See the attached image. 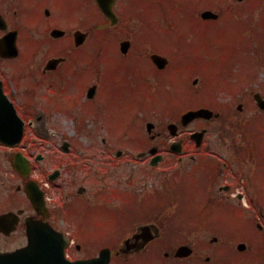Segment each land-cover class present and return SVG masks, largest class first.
<instances>
[{
    "label": "rangeland",
    "instance_id": "obj_1",
    "mask_svg": "<svg viewBox=\"0 0 264 264\" xmlns=\"http://www.w3.org/2000/svg\"><path fill=\"white\" fill-rule=\"evenodd\" d=\"M255 3L256 0H177L175 8V2L166 5L158 0H131L128 23L112 27L101 16L100 20L105 23L101 34L103 30L108 38L102 39V35L95 30L86 42L88 50L66 65L63 76L54 81L50 94L54 115L47 116L46 126L50 134L41 141L54 142L55 151H59V144L65 140L82 143L86 157L95 167H98L97 155L92 160L91 156L100 151L93 149L94 145L88 141L100 142L105 137L116 143V147L126 148L130 152L129 158L116 166L115 173L117 178L124 176V180L129 176V189L138 194V207L144 201L148 188H152L150 194H154L173 184L176 175L179 179H188L185 186V180L179 186L188 194L177 191L179 194L185 193L182 197L187 208H181L177 195V202L167 205L162 213L150 214V217L134 223L133 230L130 229L134 232L139 225L151 222L158 227L161 237L173 238L171 244L174 247L182 243L191 245L194 254L177 261V264H261L252 257L235 254L240 242L247 243L248 250L252 248L254 252L263 248L257 234V224L263 225L264 231V164L260 166L258 159L259 155L264 158V110L258 107L254 93L264 95V0ZM86 4L83 11L92 17L98 15L94 3ZM205 9L222 14L235 13V17L248 24L249 28L245 31L241 23L238 24L232 17L205 23L193 16L196 14L200 18V13ZM175 21L177 27H172ZM158 23L161 25L159 33L156 28ZM205 30L210 41L209 50L202 47L201 33ZM124 38L132 40L134 51L148 40L149 48H157L162 54H173L177 41V60L159 74L148 59L140 58L128 64L122 61L117 49ZM254 41L259 42L258 46L254 45ZM97 48L101 50L95 52ZM204 51L208 53L204 55ZM34 52L30 42H27L19 60L29 59ZM49 54V44H46L35 60H42ZM100 61H104L102 67L108 81H102L98 96L89 99L84 90L95 80V66ZM155 74L161 75V82L157 83L156 78H152ZM196 78L198 82L193 84ZM151 83L164 91L158 98L150 97L141 103L139 84ZM195 95L197 101L219 112L220 116L211 120L197 119L187 126H181L177 116L196 108ZM239 104H242V109ZM148 121L156 124L155 131H161L160 137L150 139L146 130ZM173 121L179 123V138L184 142L183 164L177 162L179 154L169 152V146L176 138L169 133L167 125ZM247 127L251 129L245 130ZM202 128L208 130L206 142L197 148L190 135ZM247 131L252 140L254 135H259L258 156L244 158L238 155L240 151L237 149L244 148L248 142L249 138L242 134ZM146 140L149 147L158 145L163 155L156 169H152L150 159L136 160L140 151L137 148H142ZM206 144L211 145L209 150ZM40 149L46 150L43 147ZM101 151L103 153L105 150ZM101 158L104 162L110 156L101 155ZM203 158L218 162L221 167L217 182L211 187L207 183L204 187L199 180L204 176L203 171H197L193 180L189 177L193 175L198 160L201 162ZM109 184L114 186L115 183L110 180ZM227 184L231 190L221 191L220 186ZM98 188L93 187L94 190ZM241 193L244 196L242 199L238 198ZM239 211L244 215H240ZM174 214H177V228L172 224ZM129 232L126 231L124 237L130 236L132 232ZM214 236L218 237L217 242H211ZM97 250V246L82 245L81 250L74 246L69 252L80 257ZM166 251L168 249L161 248L155 240L147 252L131 259L134 264H173L171 258L162 259ZM228 253L235 256L231 258ZM207 257H210L209 261ZM114 261L117 264L116 259Z\"/></svg>",
    "mask_w": 264,
    "mask_h": 264
},
{
    "label": "flooded vegetation",
    "instance_id": "obj_2",
    "mask_svg": "<svg viewBox=\"0 0 264 264\" xmlns=\"http://www.w3.org/2000/svg\"><path fill=\"white\" fill-rule=\"evenodd\" d=\"M130 1H112L113 11L117 18L113 22L102 13L96 0H0V131L2 127L5 128V125L14 128L13 121L18 128L17 116L23 122L24 127L19 141L15 142L11 137L8 141L0 139V253L15 251L25 246L29 240V225L37 221L47 222L65 233L72 246H79V248L80 245L112 246L110 264L114 259L117 264H134L131 258L147 252L149 245L155 240L161 248H165L167 238L160 236L159 229L154 223L141 224L132 232L134 223L139 221H133V219L138 216L146 219L150 217V214L162 213L164 211L162 206L166 205L165 200L173 196V193L177 194V186H180L184 180L185 186L188 179L183 180V177L179 179L176 175L172 180L173 184L154 194H150L152 188H148L144 196V204L137 206L141 208L135 216L132 213L133 191L129 189L131 180L129 176H126L125 180L124 176H121V179L117 178L115 173L116 166L129 158L130 152L126 148L116 147V143H112L105 137L100 142L88 141L94 145L93 149L100 151L91 156L92 160V157L97 155L98 167H95L86 157L85 146L82 143L65 140L59 144V151H55L54 142L41 141L50 134L46 121L48 115H54L51 111L50 95L54 89V81L63 76L66 65H70L83 55L85 50H88L86 42L94 31L97 30L98 34H101V29L105 27L103 21L100 20L101 16L112 27L128 23V13L132 10ZM158 1L166 5L175 2V8H177V0ZM89 2L94 3L98 9V15L96 14L95 17L83 11L86 3ZM215 12L219 14L218 19L236 16L232 12L224 14L220 11ZM195 15L194 17L199 19L198 15ZM200 17L202 20H199L205 23L218 22L212 19L205 20L202 12ZM174 26L177 27L176 21L172 24V27ZM160 27L158 23L156 27L158 33ZM206 32L205 30V34L208 35ZM153 34L156 35L154 32ZM101 35L102 39L108 38L106 32L103 34V30ZM148 36L146 38L149 40ZM148 40L144 41L145 45L136 47L137 50L134 51L132 40L124 38L120 41L117 47L119 51H117L122 61L128 64L140 58L150 60L159 74L177 60V41L173 47L176 48V51L173 50V55L169 53L165 55L155 47L151 50L148 46L150 40ZM27 42H30V48L35 52L29 59L19 60L23 56V47L27 46ZM46 44H49V56L42 60H35ZM100 50L97 48L95 52ZM154 53L164 55L169 59V65L165 69L159 68V64L153 60ZM103 64L104 61L96 63V78L84 90L89 99H95L100 92L101 82L107 83L108 81L104 75ZM131 74L129 71V75ZM152 78H156L157 83L162 80L161 75L157 74ZM139 88L141 103L150 97L158 98L161 95L160 88L153 86L152 83L139 84ZM240 108L242 109L243 106L241 105ZM182 114L178 115L177 119L181 120ZM155 129L151 132L152 139L161 135V131L156 132ZM207 133L208 131L204 132L200 141L194 140L193 133H191L190 138L194 140L197 148L205 144ZM177 135L179 138L180 128L177 129ZM108 143L110 146H106ZM147 145L149 142L143 144L142 148L149 150L151 146H155L157 153L161 154L158 145L152 144L150 147ZM171 145L169 152L174 155L170 150ZM183 146V139L180 138L176 146L179 164L185 161L182 156ZM42 147L46 150L42 151L40 149ZM119 148H122V151H117ZM206 148L209 150L211 145L206 144ZM101 149L105 151L102 153ZM143 149L140 152L147 153L140 157L136 155V160L150 159L152 166L153 155ZM108 154L110 159L103 162L101 155ZM192 159L197 158L192 157ZM258 159L262 161L263 156ZM203 160L201 163L198 160L192 172L193 175L199 170L211 171L206 167V159ZM215 166L221 169L218 162ZM157 167L158 165L152 169ZM217 177L216 173L201 183L203 185L207 183L211 187L217 182ZM110 180L114 181V186L109 184ZM95 186L99 188L94 190ZM230 188L229 184L220 186L221 191H230ZM256 191H258L257 188ZM158 201L161 206L156 205L157 208L152 206ZM146 224L157 229L152 230L157 233L148 242L145 237L136 238L135 236L137 235L135 233H138L140 228ZM126 231L132 232L131 235L124 237ZM96 254L80 257L72 255L71 259L91 257ZM228 255L231 256L229 253ZM236 255L245 256V254ZM163 256V260L171 258L173 264L185 259L177 257L175 247L168 249ZM206 260L209 261L210 257Z\"/></svg>",
    "mask_w": 264,
    "mask_h": 264
},
{
    "label": "water",
    "instance_id": "obj_3",
    "mask_svg": "<svg viewBox=\"0 0 264 264\" xmlns=\"http://www.w3.org/2000/svg\"><path fill=\"white\" fill-rule=\"evenodd\" d=\"M103 12L113 21H116V16L112 9L113 0H97ZM217 15L211 11L203 13V17H216ZM153 59L159 64L160 67H164L167 64V59L154 55ZM259 100V104L264 108V100L260 95H256ZM213 112L207 108H201L198 110L188 111L183 115V122L187 124L196 117H212ZM149 128L153 127L152 123L148 124ZM170 128H176L175 124H171ZM20 131V129H19ZM203 132L194 134L198 141L201 140ZM20 135V134H19ZM20 138V137H19ZM18 138V139H19ZM142 234L136 236V238L145 236L147 241L149 238H153V234L146 236V233H150V227H143ZM30 241L26 247H23L17 251L9 253H0V264H108L110 260V250L105 249L98 257L90 259H79L70 261L65 257V248L68 244L66 237L55 231L52 227L38 223L36 226L29 229ZM245 244H240V249H245ZM192 253V249L188 246H181L177 250V255L187 256Z\"/></svg>",
    "mask_w": 264,
    "mask_h": 264
}]
</instances>
